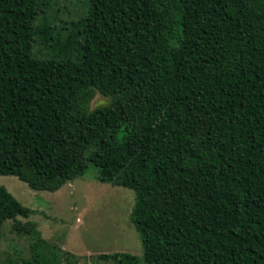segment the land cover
<instances>
[{
    "label": "trees",
    "instance_id": "16d2710c",
    "mask_svg": "<svg viewBox=\"0 0 264 264\" xmlns=\"http://www.w3.org/2000/svg\"><path fill=\"white\" fill-rule=\"evenodd\" d=\"M83 1L57 25L0 0V175L54 193L89 163L133 191L141 258L103 262L264 264V0ZM32 214L0 186V226L33 239L1 264H76Z\"/></svg>",
    "mask_w": 264,
    "mask_h": 264
},
{
    "label": "rangeland",
    "instance_id": "374dc122",
    "mask_svg": "<svg viewBox=\"0 0 264 264\" xmlns=\"http://www.w3.org/2000/svg\"><path fill=\"white\" fill-rule=\"evenodd\" d=\"M47 1L52 7L49 15H55L57 25L76 19L84 2ZM34 52L39 55L46 53L42 45H35ZM107 104L108 99L97 93L90 107L93 109ZM96 177V168L88 163L80 178L66 183L54 193L33 191L7 175H0V186L33 212L27 219L20 218L19 221L35 224L46 244L73 255L76 264H118L97 258L115 253L141 258L140 239L130 223L133 191L101 184ZM11 225L12 222H5L0 226V264L17 254L27 257L33 241L29 236L16 235ZM61 264H66L65 260Z\"/></svg>",
    "mask_w": 264,
    "mask_h": 264
}]
</instances>
